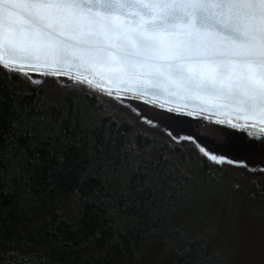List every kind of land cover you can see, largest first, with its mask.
Here are the masks:
<instances>
[{
	"label": "trees",
	"instance_id": "trees-1",
	"mask_svg": "<svg viewBox=\"0 0 264 264\" xmlns=\"http://www.w3.org/2000/svg\"><path fill=\"white\" fill-rule=\"evenodd\" d=\"M138 100L0 61V264H232L216 229L182 214L211 181L264 210V166L208 151Z\"/></svg>",
	"mask_w": 264,
	"mask_h": 264
},
{
	"label": "snow or ice",
	"instance_id": "snow-or-ice-1",
	"mask_svg": "<svg viewBox=\"0 0 264 264\" xmlns=\"http://www.w3.org/2000/svg\"><path fill=\"white\" fill-rule=\"evenodd\" d=\"M38 44L62 66L175 80L264 121V0H0V49L36 60Z\"/></svg>",
	"mask_w": 264,
	"mask_h": 264
},
{
	"label": "rangeland",
	"instance_id": "rangeland-1",
	"mask_svg": "<svg viewBox=\"0 0 264 264\" xmlns=\"http://www.w3.org/2000/svg\"><path fill=\"white\" fill-rule=\"evenodd\" d=\"M138 105L147 118L195 137L208 151L225 152L249 166H264V131H258L261 136L256 140L246 136L243 127L225 121L207 120L148 100H138ZM223 185L211 181L203 186L182 215L197 223L195 231L213 226L220 241L227 244L226 252H232V264H264V210L236 204ZM152 263L153 259H147L145 264Z\"/></svg>",
	"mask_w": 264,
	"mask_h": 264
},
{
	"label": "water",
	"instance_id": "water-1",
	"mask_svg": "<svg viewBox=\"0 0 264 264\" xmlns=\"http://www.w3.org/2000/svg\"><path fill=\"white\" fill-rule=\"evenodd\" d=\"M37 48L36 60L25 59L23 56L10 57L6 51L0 49V61L23 68L67 73L106 91L145 99L207 120H221L238 125L246 128V133L256 140L261 136V132L258 131H264V121L261 120L260 114H253L232 99L194 91L175 80L151 87L155 82L149 76L132 78L124 74L117 78L113 75L115 69L104 65L86 62L76 64L69 61L62 66L56 63L57 58L51 48L44 44H38ZM140 83L145 85L143 89L137 87Z\"/></svg>",
	"mask_w": 264,
	"mask_h": 264
},
{
	"label": "flooded vegetation",
	"instance_id": "flooded-vegetation-1",
	"mask_svg": "<svg viewBox=\"0 0 264 264\" xmlns=\"http://www.w3.org/2000/svg\"><path fill=\"white\" fill-rule=\"evenodd\" d=\"M242 130H243V132H244V134L246 135V136H248L249 138H252L250 135H248L247 133H246V129H244V127L243 128H241ZM253 139V138H252ZM258 140V139H257Z\"/></svg>",
	"mask_w": 264,
	"mask_h": 264
}]
</instances>
